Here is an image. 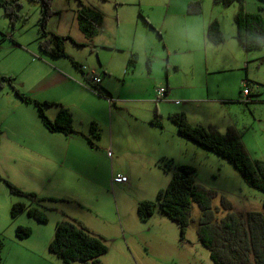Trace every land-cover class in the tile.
Wrapping results in <instances>:
<instances>
[{
	"label": "rangeland",
	"instance_id": "1",
	"mask_svg": "<svg viewBox=\"0 0 264 264\" xmlns=\"http://www.w3.org/2000/svg\"><path fill=\"white\" fill-rule=\"evenodd\" d=\"M182 1L184 0H54L52 9L55 14L49 19L48 31L66 34L72 40L86 39L79 14L82 10L90 14L94 7L103 13V20L96 29V52L90 53V49L75 47L71 49L73 45L69 44L70 52L74 55H87L85 59L94 67L103 64L109 69L112 68L113 72L119 73L123 70L119 58V55L124 57L122 50L114 52L112 47H105L118 45L139 54L137 72L143 73L147 70L146 62L151 59L153 67L155 64L154 73L157 77L170 79V82L178 84L179 88L191 85L195 92L194 97L199 95L193 86L202 85L203 88L206 84L203 83L204 78H207L210 90H213L210 98L221 96L220 93L224 90L229 92L228 96L236 94L237 83L245 72L242 66L248 64L251 67L253 64L247 63L245 54L235 52L230 71L221 75H208L204 66L205 58L209 59L213 53L217 58V55L225 50H222L223 47L219 50L208 44L205 31L200 30L201 27L193 22V17L183 7ZM19 4L20 6L16 7L19 17L13 24L3 8H0V75L13 77L14 88L26 95L25 88L31 89V86H34L33 81L45 76L46 72H39L35 66L37 61L32 60L31 54L28 56L20 50L22 44L39 47L40 4L32 0H19ZM203 4V19L224 20L228 46L232 42L230 30L236 27L228 17L233 6H215L213 0H204ZM173 6L171 14L164 16L167 9ZM167 18L168 20H165ZM58 34L55 35L63 37ZM233 43L238 45L236 40ZM198 61L199 66H196ZM169 62L172 67L170 73L167 68ZM174 64L179 67L178 73L174 72ZM255 76L257 75L254 74ZM206 88L201 90L200 96ZM185 92L189 91L177 90L173 100H178L179 104L185 106L188 100ZM213 94L216 96L212 97ZM14 103L19 105L22 102L13 88L4 84L0 87L1 115L4 116L11 108L16 110L18 106ZM219 107L199 106L194 113L198 124L204 127L216 126L221 133H225L222 120L226 113ZM188 110L190 112V109ZM242 117L241 112L239 118ZM226 118L228 117L224 119ZM97 132L100 139L101 134L105 135L103 129ZM256 139L255 133L248 134L245 139L246 149L253 159L264 161V143L257 145ZM198 149L202 152H197L189 159L194 161L196 166V182L218 193V198L213 201L214 209L221 208L220 198L224 197L232 204V211L237 214L263 212V193L250 188L226 161L200 147ZM105 157H101V164L102 169L104 167L107 171L103 170L105 177L106 174L109 177L108 184L96 185L92 189L85 188L80 192L69 190L64 196L65 191H54L52 186L46 184L44 168L30 163L32 160L23 162L19 159L17 162L22 165L19 172L3 160L0 162V174L7 180L2 172L9 171L20 187L31 190H23L24 192L35 194L36 198L33 200L13 195L21 200L20 202L33 204L47 216L46 224L38 223L28 215L24 216L32 222L35 235L55 232L57 222L75 219L91 233L106 241L108 252L102 256L103 264H214L209 251L198 239L197 227L201 212L196 205L192 212L193 221L186 229L183 239L180 227L166 218L157 207L154 215L147 221L139 217L138 206L143 202L156 203L157 193L166 189L171 180L173 170H166L161 163L165 159L158 162L157 159L147 158L125 148ZM22 170L31 175V180L21 176ZM118 174L126 176L129 183L110 184L111 175L115 178ZM2 189L9 191L5 182L0 181V190ZM41 199L43 201H39ZM225 214L221 212L218 218L221 219Z\"/></svg>",
	"mask_w": 264,
	"mask_h": 264
},
{
	"label": "crops",
	"instance_id": "2",
	"mask_svg": "<svg viewBox=\"0 0 264 264\" xmlns=\"http://www.w3.org/2000/svg\"><path fill=\"white\" fill-rule=\"evenodd\" d=\"M196 1L200 0H184L182 4L187 9L189 3ZM200 3L201 14H190L193 17V22L201 27L200 30L205 31L206 36L209 23L217 19L225 37V41L219 45L210 43L206 38L208 44L210 43L219 50L223 47L222 50H225L218 54L217 58H215L214 53L209 59L205 58L206 73L212 76L230 71L232 69L231 63L235 59V52L245 54L247 63L253 64L251 66L253 68L249 67L248 64L242 66L245 72L237 83L236 94L228 96L229 92L224 90L219 92L221 96L213 94L212 97L216 96V98H210V93L213 90H210L209 81L204 78L203 83L206 84L203 88L207 87L206 91H202V96H200L203 89L202 85L201 87L195 85L193 87L199 96L194 97L193 93L195 92L191 85H183L182 88H179L178 84H172L170 79L165 80L157 77L154 73L155 64L153 67L151 59H148L151 63L150 67L147 65L148 60L146 62L147 70L145 69L143 73L137 72L140 62L139 54L132 50L120 48L118 45H106L105 47H112L114 52H121L118 49L122 50L124 57L119 55V58L123 70L119 73L113 72L112 68L109 69L103 64L94 67L85 59L87 55L81 57L80 54L77 56L70 52L74 47L90 49V53L96 52L95 39L98 36L91 40L79 38L78 40L73 39L74 42H64L66 54L75 62L80 63L85 73L76 69L69 58H55L42 53L39 47L35 48L29 44H22L20 50L28 56L31 54L32 60L37 61L36 69L39 72H46L43 77L37 76L40 78L33 81L34 86H31V89L25 88L26 95L40 102H50L65 107L72 114L75 133L68 136L62 133H52L43 125L37 109L33 105L22 101L19 105L14 103L18 106L16 110L11 108L5 112L4 116L0 113L2 128L0 162L7 161L13 170L19 172L22 166L17 162L19 159H22L23 162L32 160L30 163L44 168L46 184L52 186L54 191H65L63 196L69 190L80 192L85 188L92 189L96 185L108 184L109 177L107 174L105 177L103 172L105 168L102 169L101 157H109V153L113 155L115 151L121 152L123 148L127 151L137 152L147 158L157 159L158 162L165 159V161H171L177 166L196 168L194 161L189 158L202 151L198 149L199 146L196 144L189 143L190 141L179 136L177 128L170 121L169 116L175 113H184L192 125H197L198 122L194 115L196 109L199 106L211 108L212 105H218L220 109L225 111L224 118L228 117L222 120L225 124V131L229 127H234L242 136L246 148L245 139L250 133L256 134L257 145L263 144L264 47L259 50L246 51L236 38V27L230 30L232 42L227 46L228 38L224 30V20L218 18L203 19L201 15L204 14V0H201ZM236 6L238 8V5L235 4L229 6L232 9L231 12L229 11L230 14L227 13L233 22L237 12ZM260 6L261 3L258 0H246L245 2V9L250 13L259 11ZM173 9L174 6L168 8L164 16L171 14ZM261 13L264 18V11ZM50 33L58 34L59 32ZM58 35L70 37L66 34ZM234 40L238 45L233 43ZM69 44L73 45L71 49ZM133 53L138 55V62L136 65L128 67L129 56ZM195 65L199 66V61ZM167 68L168 73H170L172 68L170 62L167 64ZM173 69L175 73H178V65L174 64ZM254 74L257 76L254 77ZM93 75L99 76L101 79L99 85L93 84ZM105 76L107 79L104 80ZM247 88L253 98L252 102L245 104L242 98L243 91ZM159 89H167V91L157 101V90ZM179 89L189 91L185 92L188 96L185 106L179 104L178 100H173ZM58 110L57 106L47 107L45 114L50 120H53ZM241 112L243 113L242 119L239 118ZM153 120L160 121L161 127L152 124ZM92 124L97 126L98 131L103 129L105 135L101 134V139L96 140L91 136ZM86 138H90L95 146H90ZM22 172L21 176L31 180L30 174L24 173L23 170ZM2 174L22 191H31L30 188L20 187L9 171H3ZM112 175L110 184H122L116 182L115 179L123 175L118 174L115 178H112ZM128 183L129 179L126 185ZM20 201L14 198L8 189L6 191L0 190V239L4 242V249L1 254L3 264H63L48 249L54 237V231L47 234L42 233L39 236L35 235L32 222L24 217L27 215L26 213L12 219V205ZM19 226L31 228L32 235L26 239H18L15 231Z\"/></svg>",
	"mask_w": 264,
	"mask_h": 264
},
{
	"label": "trees",
	"instance_id": "3",
	"mask_svg": "<svg viewBox=\"0 0 264 264\" xmlns=\"http://www.w3.org/2000/svg\"><path fill=\"white\" fill-rule=\"evenodd\" d=\"M32 1L40 4L41 15L38 32L41 52L55 58H69L76 69L85 73L82 65L71 59L65 52L64 42L74 41L70 37H59L48 32L49 19L55 14L52 9L54 0ZM258 1L261 3L259 11L250 13L245 9L246 0H213L216 6L222 7L238 4V11L234 17L237 29L236 38L246 51L259 50L264 47V18L261 13L264 11V0ZM17 6H20L19 0H0V8H3L11 24L19 17L16 12ZM93 10L90 14L84 13V10L79 14L82 30L86 33L88 40L96 36L97 26L103 20V14L94 8ZM187 12L188 14H201L200 1L189 3ZM206 38L214 45L222 44L225 41L220 22L217 19L209 23ZM137 62L138 55L131 54L128 67L136 65ZM147 65L151 66L149 60ZM13 80L14 78L11 76L0 75V87L8 84L22 102L33 105L37 109L43 125L50 132L62 133L67 136L75 133L72 114L65 107L55 103L40 102L25 95L14 88ZM51 106L59 108L53 120H50L45 114V108ZM169 119L176 126L180 137L224 159L233 166L250 188L264 194V161L255 160L249 155L243 144L242 136L234 127H229L225 133H221L216 126L192 125L184 113L171 114ZM152 124L161 127L158 120H153ZM97 131V126L92 124L91 136L99 140L100 135ZM1 133L0 123V135ZM86 140L90 146H95L90 138H86ZM161 163L166 170H173L171 180L166 189L157 193L156 203L143 202L138 206L137 211L141 220L147 221L151 218L157 207L166 218L180 227L183 239L186 229L193 221L192 212L196 205L201 212L197 227L198 239L209 251L214 264H264V201L261 213L237 214L232 211V204L224 197L220 198L221 208L214 209L213 201L218 198V193L196 182L195 168L173 165L171 161L165 160H162ZM0 181L5 182L13 195L27 197L30 200L36 198L35 194L22 191L1 176ZM39 201H43V199ZM221 212L226 214L219 219L218 215ZM23 213L38 223L46 224L48 222L45 213L32 204L13 203L12 219H16ZM15 232L18 239H26L32 235V229L29 227L19 226ZM3 249L4 242L0 239V264H3L1 258ZM48 249L63 264H102L101 257L108 252V245L102 237L91 233L80 222L64 220L56 224L54 237Z\"/></svg>",
	"mask_w": 264,
	"mask_h": 264
},
{
	"label": "built area",
	"instance_id": "4",
	"mask_svg": "<svg viewBox=\"0 0 264 264\" xmlns=\"http://www.w3.org/2000/svg\"><path fill=\"white\" fill-rule=\"evenodd\" d=\"M92 81H93V84L94 85H99L100 82H101V79L99 78V76H95L93 75V78H92ZM167 89H159L157 90V98L156 100H160L166 93ZM252 96L250 95V92H249V89H245L243 91V98H242V101L243 103L245 104H248L250 102H252ZM111 101V99H110ZM109 156H111V153H109ZM116 182L118 183H122V184H126L128 179L125 177V176H118L116 179H115Z\"/></svg>",
	"mask_w": 264,
	"mask_h": 264
}]
</instances>
